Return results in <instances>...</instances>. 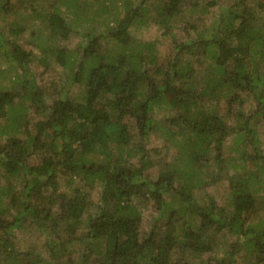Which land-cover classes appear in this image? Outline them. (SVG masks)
<instances>
[{
    "label": "trees",
    "instance_id": "16d2710c",
    "mask_svg": "<svg viewBox=\"0 0 264 264\" xmlns=\"http://www.w3.org/2000/svg\"><path fill=\"white\" fill-rule=\"evenodd\" d=\"M108 5L101 4L94 19L107 14ZM208 5L139 0L124 4L121 15L105 16L101 25L82 26L88 15L79 0H0V14L18 6L29 8L32 19L45 20L49 32L43 43L37 37L39 60L51 57L70 68L66 81L82 86L79 99L59 87L54 88L57 96L47 100L46 90L28 77L33 52L16 41L26 25L15 19L8 30L14 38L0 31V56L20 68L15 76L21 85L15 90H22L0 86V120L5 121L0 137L11 126H23L14 108L19 95L42 116L34 132L25 125V137L10 135L0 144V170L9 180L0 187V264H90V258L98 264H264V220L256 219L259 193L252 174L231 183L228 211L207 192L227 165L239 164L223 154L235 129L226 117H243L246 124L257 115L264 121V0L224 5L209 0ZM213 6L217 10L209 22L184 29L193 31L187 39L173 36L170 26L185 8L208 12ZM150 8V17L173 38L165 56L158 54L155 40L131 35V26L145 24L143 12ZM74 34L79 40L73 51L46 42ZM205 60L211 69L202 74L196 65ZM243 93L257 104L247 117L241 110ZM220 102L225 113L218 110ZM162 108L169 114L159 120L155 115ZM154 129L166 135L173 161L149 178L146 144ZM248 131L254 152L248 155L243 148L238 157L245 165L249 159L263 164L256 134ZM134 156L136 166L128 163ZM196 162L207 170L215 166L212 174L203 173ZM86 188H98L96 202ZM149 201L156 221L141 234L139 205ZM30 226L44 240L40 257H32L31 248L21 253L16 245V231ZM79 239L82 247L75 253L80 255L72 260L67 247ZM96 242L103 250L94 256ZM221 245L226 249L220 256L203 258ZM187 253L192 254L188 260Z\"/></svg>",
    "mask_w": 264,
    "mask_h": 264
},
{
    "label": "rangeland",
    "instance_id": "374dc122",
    "mask_svg": "<svg viewBox=\"0 0 264 264\" xmlns=\"http://www.w3.org/2000/svg\"><path fill=\"white\" fill-rule=\"evenodd\" d=\"M43 3L49 4L52 0H40ZM139 0H79L80 5L82 6V9L86 10V14L88 15V19L82 22V26H87L89 24L94 23V25H101L102 23H98L99 21H105V16H108V18H113L116 14L121 15L125 9L124 4L130 3V4H136ZM199 3L208 5L209 0H197ZM231 0H221V4H230ZM107 6L110 4L112 6L111 9L107 12V14H102V16L96 17L95 11L99 9L100 5ZM109 6V5H108ZM210 6V5H208ZM200 7V6H198ZM61 8L63 9V5H61ZM27 9H22L20 7H16V11L9 14H0V31L3 33V35L12 37L14 36L8 34V30L13 26L15 19H19L20 23H24L26 25V29L19 34V36H16V41L22 45L24 49L30 50L33 52L32 59L29 63V72L28 77L34 78L35 81L46 90V99L51 100L53 96H57V91L55 89L59 87H62L69 91L71 95L74 97H80L82 94V89H80L82 86L79 85H72L69 82L66 81L69 73L70 68L63 67L52 60L51 57H48L46 59V62H42L39 60L41 53V49L38 45V36L39 40L43 43L46 38H48V32L49 29L46 28L45 20L41 18L32 19V15L30 14V11ZM146 10L145 16H144V22L142 26L133 25L131 26V35L135 40H155L158 54L161 56H165L170 50L171 45L173 42L172 35L165 31L164 25L161 23H157L153 20L154 17H150V14L153 13V8ZM217 10V7H209L208 12H203L197 10H190L188 7L184 9V12L171 24V32L174 37L176 38H184L187 39L190 35L193 34V31L185 32V28L187 26L196 25L198 28L209 22L210 18L213 16V13H215ZM67 14V13H66ZM73 20L74 18H70ZM170 25V23H169ZM10 35V36H9ZM79 37L74 34L70 36L66 40L62 39H56L54 41H46L52 46H64L68 50L73 51L74 48H76L78 44ZM197 67H199V70H201V73L207 72L210 67V61H200L197 63ZM20 68L15 65L14 61L9 59L8 57H1L0 56V86L6 87V88H15L18 85H21V81L17 79L15 76L16 71L18 72ZM14 86V87H13ZM55 88V89H54ZM20 90V94L22 92L21 88L17 89ZM15 90V91H17ZM22 98L19 100V98ZM79 99V98H78ZM15 110L16 112H21L23 117V122L21 127L19 126H11V128L7 129V134L0 137V144L5 142L7 140V137L10 135L25 137L26 133V127H28L29 130L32 132L35 131V123L36 121L41 118V114L37 113L35 108L30 106L29 100L24 96V94L19 95L16 99L15 103ZM28 105V108L24 110V106ZM243 107L241 108L242 113H244L247 117L248 115L252 114L257 110V104L254 101V98L251 95H247L243 93ZM224 103L220 102L218 103V110L222 113H225L223 108ZM13 112V111H11ZM11 114V116H10ZM169 114V111L166 108H162L157 110L156 112V118L161 120L164 117H166ZM9 118L14 117V112L9 113ZM249 120L246 124L245 121L242 119H238L236 116H229L226 117V121L229 125H233L235 129H231L234 131H231L224 143L223 148V154L225 156H233L238 160V165H227L222 173H219L217 175L216 180L214 183H212L207 188V192L212 194V196L215 199V203L217 206L221 207L222 209L228 211L231 209L229 199H230V192L229 188L231 183L233 182H241L242 180L247 177L249 173L252 174L254 178V183L252 181V186L257 189V193H259V209L255 211L256 213V219L262 218L264 220V163L259 164L256 160L249 159L247 165L242 163V160L239 159L238 154L239 151L243 148L246 149V152L248 155H252L254 152V147L249 143L252 139V134L248 131V127L251 128L253 132L256 134V138L258 140V143L261 148V153L264 156V121L260 119L258 121V116H254L252 119ZM0 122L4 123V119H1ZM239 124H242V127L244 126V129L238 128ZM18 127V128H17ZM17 128V129H16ZM16 129V130H15ZM19 130V131H17ZM238 130H244L245 133L240 132ZM132 132L136 133V128L132 130ZM241 135L243 138V143H240L238 141V137ZM166 135L164 133H161L158 129H154L150 132L148 143L146 144V148L148 150L147 156L149 154L150 158V164L149 167L146 170V173L149 178H155L156 174L159 171H163V168L165 166H162L163 164H169L172 163V152L173 149L169 147L166 139ZM113 152L115 153V148H113ZM156 149V150H154ZM210 156H213L211 153ZM37 157V153H33L30 157L32 161H35V158ZM254 157V156H253ZM139 162V159L137 156L128 158V163H130L133 166H136ZM197 165H199V169L202 170L203 173H206V175H211L215 166H210L207 170L205 167H203L200 163L196 162ZM260 169H259V168ZM9 180L2 174L0 170V187L7 184ZM61 186H63V178H60ZM97 190L98 188L93 189H87L86 191L91 194L90 198L93 200V202H96L97 200ZM198 191V189H196ZM195 191V192H197ZM263 197V198H262ZM5 199L7 197H4ZM137 201V200H136ZM141 208V220H140V232L141 234L147 232L150 229V226L152 222L156 221V219L153 217L155 215V210L152 206L151 201H149L148 204H141L139 205ZM85 216V215H84ZM83 216V218H84ZM164 218L160 219L163 221ZM26 228V227H25ZM22 228L20 230L16 231V245L20 247L21 253L22 251H26L27 248H31L32 257H40L39 253L44 250L43 248V239H41L39 235V231L35 230L34 227H28V228ZM79 231V230H78ZM82 232V231H81ZM84 241V239H82ZM81 245L82 247V241L79 239L71 244H68V249L72 253L70 258L72 260L78 259L80 253H75L78 249V247ZM97 249H91V254L95 252L94 256L101 252L102 246L98 242H96ZM86 247V246H84ZM226 249V245H221L218 247H215L214 250L208 254H204L203 258H206L211 255H221V250ZM87 252L88 248H86ZM192 257L191 253L186 254V260L190 259ZM22 260L24 262L26 261L25 258L22 257ZM41 260H43L41 258ZM91 263L90 264H98L97 262L94 263V259L90 258Z\"/></svg>",
    "mask_w": 264,
    "mask_h": 264
}]
</instances>
